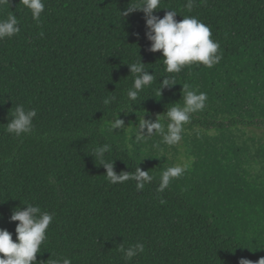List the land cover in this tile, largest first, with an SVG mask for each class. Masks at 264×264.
<instances>
[{"label":"trees","instance_id":"1","mask_svg":"<svg viewBox=\"0 0 264 264\" xmlns=\"http://www.w3.org/2000/svg\"><path fill=\"white\" fill-rule=\"evenodd\" d=\"M138 2L44 0L40 23L19 0L0 6V19L12 11L21 29L0 40V229L15 242L18 222L9 218L31 203L55 214L39 264L58 255L72 264H255L264 258V0H195L191 12L187 0H161L178 21L201 20L220 44L212 67L179 73H167L161 53L148 50L144 13L121 15ZM139 59L155 79L129 101L135 74L127 64ZM164 77L176 84L159 94ZM185 84L208 97L184 125L196 130L189 143L203 179L182 184L187 170L160 192L161 159L146 162L145 145L112 136L110 122L125 108L118 118L161 114L167 126L164 113L183 106ZM108 96L116 101L105 106ZM17 104L37 110L33 134L19 139L6 131ZM104 143L117 174L139 167L152 181L143 190L131 179L110 183L91 155ZM137 242L144 253L125 260L118 245Z\"/></svg>","mask_w":264,"mask_h":264},{"label":"clouds","instance_id":"2","mask_svg":"<svg viewBox=\"0 0 264 264\" xmlns=\"http://www.w3.org/2000/svg\"><path fill=\"white\" fill-rule=\"evenodd\" d=\"M27 8L34 21L41 22V14L45 11L44 0H19ZM9 5V0H0V6ZM195 6V0H187L185 8L191 12ZM159 9H170L166 11L162 18L154 15ZM142 11L145 18V37L150 41L151 52L159 51L166 65L167 73H179L185 66L195 63L212 67L221 59L219 54L220 44L214 41L211 29L197 19L195 16L184 15L182 20H177V12L171 8L161 7V0H139L138 3L131 4L121 13L127 16L133 11ZM181 16V15H180ZM20 23L16 14L9 11L5 18L0 19V40L16 36L20 32ZM43 35V33H41ZM130 73L135 74L132 87L127 90L126 96L129 101H135L140 91L152 84L155 79L153 74L144 68V63L138 62L127 64ZM175 80L164 77L160 81V89L175 85ZM208 97L204 92L192 90L189 85H183V106L173 105L164 113L163 118L168 121L167 130L161 123V114L155 120L144 119V114L140 120L136 139L142 140L155 133L162 136L163 143L172 146L177 145L182 139L183 126L191 120V114L203 111ZM116 101L115 96H108L103 99L105 106ZM127 109L120 108L115 113V118L110 122V130L124 128L125 121L118 118L121 111ZM37 116L35 108H25L23 104H17L7 122L6 131L14 138H22L33 134L35 127L34 118ZM111 151V145L104 143L92 149L91 155L99 161L105 169V175L112 184L123 183L129 179L136 181V188L143 190L146 183L152 181L148 171L136 168L134 174L114 171V160L105 159V154ZM189 164H177L168 167L161 175L158 191L163 192L172 179L181 177L187 170ZM163 203V201H161ZM23 209L17 207L12 211L10 221L18 222L15 227L16 241L12 239V233L6 229H0V264H39L37 254L41 252V246L46 241V231L54 220V213L42 211L38 205L24 203ZM118 250L124 254L125 260L143 254L145 245L142 242L124 247L123 243L118 245ZM48 264H72L71 258L63 255L55 256L48 260ZM239 264H253L252 261L241 259ZM255 264H264V258H260Z\"/></svg>","mask_w":264,"mask_h":264},{"label":"rangeland","instance_id":"3","mask_svg":"<svg viewBox=\"0 0 264 264\" xmlns=\"http://www.w3.org/2000/svg\"><path fill=\"white\" fill-rule=\"evenodd\" d=\"M123 120L125 121L124 128L116 129L113 131L109 130V132L114 137H120L121 135H123L126 139V143L129 144V146H132L131 142L134 141V139H136L140 121L130 120L127 117H125ZM150 120L154 121L155 119H150ZM164 127L166 131L167 126L165 124ZM195 131L193 129H189L183 126L181 141L177 145H172V146L163 143L162 136L159 133H155L150 137H145L144 139L139 140L142 144L145 145L142 147L143 152H145L146 154L145 161L149 163L148 155H151L155 158L161 159L160 162L162 163V166L165 168L177 164L183 165L184 163H188L189 173L184 175V177L182 178L181 180L182 184L188 183L190 186L192 184L191 182L196 179L194 175H196L197 178L202 181L204 173L198 172L199 167L197 169L194 167L193 163L195 162V158L191 154L193 147L192 144L189 143L191 138L194 136ZM157 144L164 147L157 146ZM203 162L207 165L209 164V161L207 160L206 157L202 159L201 163ZM154 168L156 170H159V166L157 165H155ZM240 175H242V173H240ZM174 179H176V181H179L180 178L178 177Z\"/></svg>","mask_w":264,"mask_h":264}]
</instances>
